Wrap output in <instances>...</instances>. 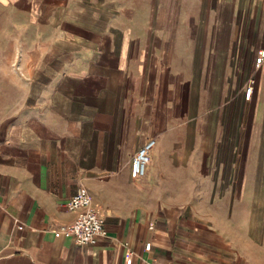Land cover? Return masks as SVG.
I'll return each instance as SVG.
<instances>
[{
    "label": "crops",
    "instance_id": "1",
    "mask_svg": "<svg viewBox=\"0 0 264 264\" xmlns=\"http://www.w3.org/2000/svg\"><path fill=\"white\" fill-rule=\"evenodd\" d=\"M0 3L24 35L23 95L0 115V264H264L258 15L234 24L231 0L200 25L181 0ZM81 189L106 217L93 245L62 231Z\"/></svg>",
    "mask_w": 264,
    "mask_h": 264
},
{
    "label": "rangeland",
    "instance_id": "2",
    "mask_svg": "<svg viewBox=\"0 0 264 264\" xmlns=\"http://www.w3.org/2000/svg\"><path fill=\"white\" fill-rule=\"evenodd\" d=\"M219 7L215 10L208 6V0H181V7L185 10H197V24L200 25L201 11H210L213 18L219 11L222 5L220 0ZM171 4V2H168ZM213 5L216 8L218 0H213ZM231 8L233 9V20L240 24L243 21L244 13L247 11V21L250 13L253 14L251 26H254L257 15L256 28L260 30L261 35L264 34V0H231ZM203 15V14H202ZM188 21V18H186ZM16 18L12 5L5 6L0 3V115L10 112L12 108L18 105L23 95V80L19 61V51L15 48V38H22L23 34L16 33L15 27ZM237 25V24H236ZM261 109L258 110L257 120H260ZM260 130L256 131L257 137ZM247 136V135H246ZM251 181V179H250Z\"/></svg>",
    "mask_w": 264,
    "mask_h": 264
},
{
    "label": "built area",
    "instance_id": "3",
    "mask_svg": "<svg viewBox=\"0 0 264 264\" xmlns=\"http://www.w3.org/2000/svg\"><path fill=\"white\" fill-rule=\"evenodd\" d=\"M264 64V48H260L255 56L254 65L259 69ZM256 85L255 76H250L244 87V97L250 100L254 95ZM157 140L151 138L142 145L133 155L131 160V174L134 179L144 178L147 174L151 161V151ZM70 211L77 213L75 220L68 226L62 227V231L67 238H71L78 245H93L106 234V217L104 211L93 203L91 194L85 190H79L72 196L66 204ZM151 242L146 244V249L150 250ZM132 253L126 264H132Z\"/></svg>",
    "mask_w": 264,
    "mask_h": 264
}]
</instances>
